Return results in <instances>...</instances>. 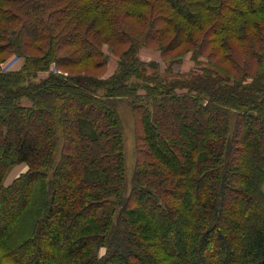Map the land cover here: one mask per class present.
Listing matches in <instances>:
<instances>
[{"label": "trees", "instance_id": "16d2710c", "mask_svg": "<svg viewBox=\"0 0 264 264\" xmlns=\"http://www.w3.org/2000/svg\"><path fill=\"white\" fill-rule=\"evenodd\" d=\"M47 11L58 15L43 32ZM63 21L76 28L58 37ZM127 23L154 39L130 38ZM149 42L162 57L187 43L172 62L205 55L214 67L161 77L137 56ZM104 45L126 48L101 78L91 71L107 65ZM5 53L22 58L0 73V249L9 261L187 264L188 251L196 264H264V0H0ZM51 64L84 70L64 75ZM124 96L143 146L129 192L115 108Z\"/></svg>", "mask_w": 264, "mask_h": 264}, {"label": "rangeland", "instance_id": "374dc122", "mask_svg": "<svg viewBox=\"0 0 264 264\" xmlns=\"http://www.w3.org/2000/svg\"><path fill=\"white\" fill-rule=\"evenodd\" d=\"M47 13H49V11H47ZM57 15L58 14L55 13L54 11H51L49 14L45 15L44 21L40 23L41 30H43V32L49 30L47 27L53 24L54 18L57 19L56 18ZM74 24H75L74 22L65 23V21H63V25L58 27L59 29V31L57 32L58 37L63 34H65V36L69 35L70 32L73 31V28H76L74 27ZM152 28H154V25ZM51 29L53 30L52 31L50 30L49 34L54 33V28ZM126 30L128 34L131 35V37L130 36L129 37L137 41H140L143 37L154 39L153 37H151L150 34L151 29L147 27L145 32V29H142L141 27L134 25L133 23L130 24L127 23ZM63 38L65 37H61L60 39ZM187 46H188L187 43H184L183 46L178 48V50L174 51L169 56L162 57L160 53L161 52L160 45L158 44L157 46V44H155L154 42L153 43L149 42L146 46L138 48L137 56L139 60L144 63L148 61H154L153 63L158 65V68H156L154 72L158 73L161 77L167 79L169 78L172 79L174 77H177V75H179V77L182 78H188V77L191 78L194 77L196 74L202 73V69H204L205 67H210V68L214 67L211 64L208 65L207 60L205 59V55L204 57L199 56L200 57L198 58L199 62L197 63L191 60L188 54L185 57H183V59H180L177 62L175 61L172 62L171 59H173L176 54H181L179 51L185 50ZM125 48H126L125 45L117 46L115 49L108 45H104L103 53L104 56L107 57V61H106L107 65L99 70L91 71V73L101 78L111 75L116 70L115 67L117 66V60L119 58V54ZM21 64H22V58L20 57L18 58L17 56L8 53L0 55V73L7 72L10 70L11 71L17 70ZM219 65L226 66V63L221 62ZM50 70L53 72H59L61 74L66 75L67 72L75 73V72L83 71L84 69L82 66L81 67L79 66V67H74L72 69L68 68L62 71L61 69H58L55 65L51 64ZM151 73H153V70L147 69V75L150 76ZM39 78H41V75H39ZM140 93L142 92L140 91ZM115 108L118 112V116L121 121L122 144H123V152L125 156L126 179L123 185H124V190L126 192H129V190H131L132 187L131 179H132L134 167L137 161L143 158L142 156L143 146H141L139 139V136L141 135L140 119H139V114L132 110V103L131 100H129V97L124 96V97H120L119 99L117 98L115 102ZM193 133L195 134V131H193ZM64 152H65V146L62 140H60L56 147V151L54 155L55 163ZM55 163L52 165V167L55 166ZM25 170H26V165L24 163L15 166L13 169L10 170V172L7 173L4 183L5 184L10 183L16 176H18L20 173H23ZM50 171L51 169L48 170V173H50ZM262 191L264 192V182L262 184ZM182 196L183 194L181 195V198H183ZM142 205L145 206V202H143ZM234 205H235L234 202L230 203V208L234 209L235 207ZM170 232L172 231L168 229L164 230V234L162 235V242L167 244L173 243L172 235H170ZM19 253L20 252L16 251L15 255ZM187 253L189 255V257L186 259L187 264H192V262L196 264L197 258L195 257V255L192 252L187 251ZM6 255L7 254H5L4 251H2V249H0V257L4 261V264H14L7 259Z\"/></svg>", "mask_w": 264, "mask_h": 264}]
</instances>
